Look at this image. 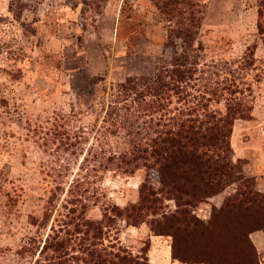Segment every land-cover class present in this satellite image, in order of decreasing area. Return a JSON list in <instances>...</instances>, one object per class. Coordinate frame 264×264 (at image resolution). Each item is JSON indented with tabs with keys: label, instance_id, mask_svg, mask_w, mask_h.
I'll list each match as a JSON object with an SVG mask.
<instances>
[{
	"label": "rangeland",
	"instance_id": "rangeland-1",
	"mask_svg": "<svg viewBox=\"0 0 264 264\" xmlns=\"http://www.w3.org/2000/svg\"><path fill=\"white\" fill-rule=\"evenodd\" d=\"M154 1L0 0V264L32 263L37 251L31 256L22 246L29 238L42 239L50 225L56 227L72 177L85 175L91 180L88 185L95 187L98 202L86 212L92 220L100 218L102 203L122 207L135 202L137 187L146 176L154 183V175L143 168L130 175L104 172L91 179L78 169L81 154L76 158L56 149L58 137L51 126L55 115L71 108L85 113L80 123L86 124L96 113L92 100L103 84L107 87L129 75H150L155 64L168 57L166 35L171 22L157 11ZM192 1L203 8L193 41L200 60L215 64V78L226 76L239 87L247 86V103L252 106L249 117L235 119L231 125L228 157L233 178L191 208V214L205 225L198 228L194 246L186 244L180 232L174 237L154 234L150 226L155 223L148 221L149 216L136 225L115 220L101 242L133 256L145 255L149 263L167 261L174 241L176 251L186 246L188 259L264 264V247L258 251L248 237L250 232L263 231L247 234L252 222L247 207L220 210L241 184L264 194V180H255L248 165L250 155L264 150V36L255 29L256 0ZM113 139L123 147L121 140ZM64 163L69 169L59 178L56 168ZM57 182L62 190H54L47 224H31L32 217L41 216ZM162 205L173 209L169 199H163ZM74 254L84 255L76 250ZM73 264L82 263L74 258Z\"/></svg>",
	"mask_w": 264,
	"mask_h": 264
},
{
	"label": "trees",
	"instance_id": "trees-1",
	"mask_svg": "<svg viewBox=\"0 0 264 264\" xmlns=\"http://www.w3.org/2000/svg\"><path fill=\"white\" fill-rule=\"evenodd\" d=\"M154 6L171 22L166 35L171 49L168 57L160 59L150 75H129L107 87L103 84L92 100L96 113L86 124L80 123L85 113L73 108L55 115L51 123L58 137L56 149L76 158L81 154L78 169L91 179L104 172L130 175L143 168L154 175V183L146 176L137 187L135 202L122 207L102 203L100 218L92 220L86 212L98 202L95 187L88 185L91 180L85 175L83 179L72 177L56 227L50 225V232L42 239L29 238L22 246L31 256L37 251L31 264H73L74 258L82 264H152L145 255L133 256L114 244L102 245L105 231L117 219L136 225L149 216L148 221L155 223L150 226L154 234L174 237L180 232L185 243L194 246L198 228L205 225L191 214V208L233 178L229 135L235 119L250 116L247 86L239 87L226 76L215 78V64L200 60L198 48L193 46L203 13L199 4L155 0ZM255 29L264 36V0H256ZM254 47L249 48L248 56ZM115 137L123 147L112 142ZM56 169L61 178L69 169L68 163L58 164ZM54 190H62L61 182L50 190L41 216L32 217L31 224H47ZM163 199L172 201V210L164 209ZM240 206L247 207L252 216L247 234L254 229L264 232V194L241 184L226 197L220 210ZM245 234L241 237L247 240ZM76 235L79 238L73 243ZM185 248L176 251L173 241L170 258L214 263L200 256L188 259ZM74 250L84 255H73ZM251 255L254 257L253 250Z\"/></svg>",
	"mask_w": 264,
	"mask_h": 264
},
{
	"label": "crops",
	"instance_id": "crops-1",
	"mask_svg": "<svg viewBox=\"0 0 264 264\" xmlns=\"http://www.w3.org/2000/svg\"><path fill=\"white\" fill-rule=\"evenodd\" d=\"M260 150L258 152H254L253 156H249L248 157V165L250 167L253 168V173L255 176V180L259 179V180H264V150H261L263 148H259ZM249 239L251 241V243L253 244V246L259 251V248H263L264 247V233L261 231H253L249 233ZM150 252V251H149ZM167 261H165V259L163 260V262H158L157 260H149L152 261L151 263H155V264H182L180 262H177L173 259L170 258L169 252L167 255Z\"/></svg>",
	"mask_w": 264,
	"mask_h": 264
}]
</instances>
